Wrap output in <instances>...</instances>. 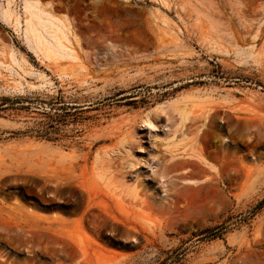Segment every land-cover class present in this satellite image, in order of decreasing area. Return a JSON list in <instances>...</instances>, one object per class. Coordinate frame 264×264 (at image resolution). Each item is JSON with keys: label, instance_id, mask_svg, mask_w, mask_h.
<instances>
[{"label": "rangeland", "instance_id": "1", "mask_svg": "<svg viewBox=\"0 0 264 264\" xmlns=\"http://www.w3.org/2000/svg\"><path fill=\"white\" fill-rule=\"evenodd\" d=\"M38 1L78 58L0 18V264H264V0Z\"/></svg>", "mask_w": 264, "mask_h": 264}, {"label": "bare ground", "instance_id": "2", "mask_svg": "<svg viewBox=\"0 0 264 264\" xmlns=\"http://www.w3.org/2000/svg\"><path fill=\"white\" fill-rule=\"evenodd\" d=\"M21 3L23 5L22 7H23V14H24L22 19H21V16L17 12L10 10L8 5L5 8H3V7L0 8V18L4 21L8 22L9 24H11L15 30L23 32V34L25 36V40H26L29 48L35 52V54L39 57V59H41V61H46V62L49 61L51 63L53 62V63H56L58 65H60L65 60H67V61L68 60L69 61L77 60L78 56L76 55L74 48H72L70 46V44H72L71 41L69 43L70 39L68 40V38H67L68 34H71V35L73 34V33L69 32V30H72V29H69L70 24L66 23L64 20L58 18L57 16L53 15V13H50V11L43 8V6H41V4L39 3L38 0H21ZM68 26H69V28H68ZM66 29L69 33L65 32ZM71 35H69V36H71ZM244 54L246 55V53H244ZM244 54H242V55H244ZM11 55H12L11 57L13 58V60H15L14 53H12ZM251 55L252 54H250L248 56H251ZM239 61H241V60H239ZM242 62H239V63H242ZM58 75H59V78H63V77L71 76V73L67 72V71H62ZM41 79H42V83L38 84L37 85L38 87H45V86L51 84V81H49L48 78L42 76ZM11 87L14 90H16L19 87V82L14 81V84ZM198 89H200V88H198ZM201 90H202V88H201ZM184 97L186 98V95L183 92L181 97H179V96L173 97L170 100L156 104L154 107H152V109L147 110L143 114V116L141 118L140 126H149L151 128L155 127L152 120H151V114L152 113H159L160 111H162L163 109H165L169 105H172V104L176 105L177 103H180V101L183 100ZM177 114L179 115V116H177V118L180 119L177 124H178V126H180V124L182 123V125H181V127H182L183 122L187 121V120H185L187 118V113H186V111H185V113L178 111ZM181 127H178L179 131L181 130ZM178 130L176 129V131H178ZM174 137L176 138V136H174ZM174 137H172V139L170 138L171 139L170 141H167L168 147H170L171 149H172V147L174 149H177L178 146L182 143L179 140L175 139ZM183 138H184V135H183ZM188 146H190V145H188ZM170 148H168V149H170ZM127 154L130 157V159H129L130 165H133L134 162L136 161L135 157L132 155L130 150H127ZM196 154H197V152H196ZM186 155H187V157L196 158L200 162H202L203 164L210 166V163L201 155H195V154L191 155L190 153L188 154V152H186L185 147H184L183 151L178 152V153H174L173 157H184ZM122 176H123V178H125L124 172L122 173ZM184 181L189 182V183H197L198 182L197 180H194V179H185Z\"/></svg>", "mask_w": 264, "mask_h": 264}, {"label": "trees", "instance_id": "3", "mask_svg": "<svg viewBox=\"0 0 264 264\" xmlns=\"http://www.w3.org/2000/svg\"><path fill=\"white\" fill-rule=\"evenodd\" d=\"M263 202H264V199L259 203V205L262 204ZM225 228H226L225 223H222V224L217 225L216 227H214L213 229H211L207 232H211L210 234H212V235H217V234H220L223 231V229H225Z\"/></svg>", "mask_w": 264, "mask_h": 264}, {"label": "crops", "instance_id": "4", "mask_svg": "<svg viewBox=\"0 0 264 264\" xmlns=\"http://www.w3.org/2000/svg\"><path fill=\"white\" fill-rule=\"evenodd\" d=\"M14 169H15V166L7 163L2 168H0V175L3 173L12 172V170H14Z\"/></svg>", "mask_w": 264, "mask_h": 264}]
</instances>
